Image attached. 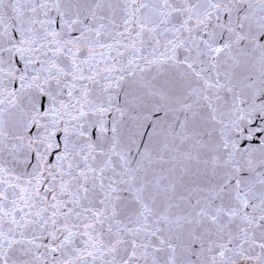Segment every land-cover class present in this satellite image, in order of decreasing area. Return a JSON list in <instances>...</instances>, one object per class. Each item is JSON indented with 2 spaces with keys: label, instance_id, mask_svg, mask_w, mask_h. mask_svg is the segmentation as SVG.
Instances as JSON below:
<instances>
[{
  "label": "snow or ice",
  "instance_id": "snow-or-ice-1",
  "mask_svg": "<svg viewBox=\"0 0 264 264\" xmlns=\"http://www.w3.org/2000/svg\"><path fill=\"white\" fill-rule=\"evenodd\" d=\"M0 264H264V0H0Z\"/></svg>",
  "mask_w": 264,
  "mask_h": 264
}]
</instances>
